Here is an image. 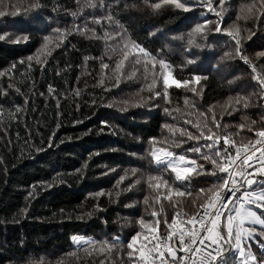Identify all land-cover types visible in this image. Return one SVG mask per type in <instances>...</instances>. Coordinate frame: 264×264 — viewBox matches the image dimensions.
<instances>
[{"label":"trees","instance_id":"trees-1","mask_svg":"<svg viewBox=\"0 0 264 264\" xmlns=\"http://www.w3.org/2000/svg\"><path fill=\"white\" fill-rule=\"evenodd\" d=\"M158 2L161 7L156 9ZM186 6L188 11L163 0H0V10L17 13L0 17V34H6L0 40V264H133L126 244L141 231L139 220L159 219L163 236L164 221L170 223L175 211L167 200L155 203V193L144 183L147 174H155L153 139L155 147H168L189 158L197 154L187 149L204 143L187 141L175 147L174 139L187 138L174 137L164 125L195 131L184 119L195 121L197 110L210 109L230 132L246 124L237 140L255 139L247 126H264V107H257L264 105V97L255 80L257 74L264 75V57L258 55L264 52V8L258 0H224L222 7L219 0H212L215 12L201 0ZM108 16L116 23L110 24ZM96 19L101 24L94 23ZM218 23L239 30L243 53L256 73L239 59L232 38L215 32ZM197 26H203L201 33L194 31ZM57 27L61 33L54 31ZM125 30L122 41L116 33L124 35ZM24 36L26 42H11ZM46 36L52 37L51 56L40 51ZM129 37L157 60L164 59L175 79L192 81L196 74L207 79L169 89L170 103L155 98L162 89L159 64L153 72L152 61L141 57V65L135 66L140 71L131 80L127 67L123 76L114 71ZM104 63L108 69L102 68ZM144 63L149 65L147 79L141 75ZM153 75L157 83L149 88ZM192 87L199 96L190 91ZM138 178L141 183L126 190ZM215 180L201 176L192 186H209ZM253 188L258 190L257 185ZM145 197L149 205L143 204ZM174 199L189 215L202 210L199 199L192 203L195 196ZM160 204L163 211L151 217ZM77 235L95 241L119 237L123 243L101 252L98 246H78ZM142 243L143 237L137 247ZM252 251L261 257L255 241ZM236 255L237 250L226 245L222 259L236 264Z\"/></svg>","mask_w":264,"mask_h":264},{"label":"snow or ice","instance_id":"snow-or-ice-1","mask_svg":"<svg viewBox=\"0 0 264 264\" xmlns=\"http://www.w3.org/2000/svg\"><path fill=\"white\" fill-rule=\"evenodd\" d=\"M194 2L195 0H183V2L182 0H163V3L173 5L175 8L184 11L189 10L186 5ZM201 2L207 3L209 12H215V8L211 6L212 0H201ZM258 3L264 8V0H258ZM223 4L224 0H219V6L222 7ZM93 7L95 6L93 5ZM154 7L159 9L161 3H156ZM252 7H255V5H252ZM249 11H251V7ZM16 14V12L6 13L0 10V17ZM215 14L220 17V12ZM261 14L264 15V13ZM107 20L110 24L116 23L111 16H108ZM94 23L101 24V20L96 19ZM54 31L61 33L62 29L57 27ZM194 31L201 33L203 26H197ZM215 32L231 37L235 42L236 54L239 59L250 65L252 72L256 73V66L252 65L251 60L243 53L239 30H229L226 26L222 28L221 24L218 23L215 26ZM116 35L121 36V40L124 41L126 30L124 35H121L120 32H117ZM105 36H108L107 32H105ZM5 38L6 34H0V40ZM51 40V36H46L40 50L41 52L47 51L49 56L52 54L49 50ZM26 41L27 36H24L11 42L19 44ZM189 43L191 44L192 41L189 40ZM59 46L57 44V47ZM200 46V44L196 45L197 48ZM258 55L264 57V52ZM130 57L132 58L130 59ZM141 57L152 61L151 69L153 72H155L156 65L159 64L160 72L158 75L162 78V89L155 92V98H163L168 103H170L169 89L187 87L191 82L199 84L201 79H207L206 76L199 74L193 75L192 81L175 79L173 72L170 70V65L164 59L157 60L155 55L141 44L132 41L130 37L123 43L121 58L115 63L114 71L123 76L127 67V79L135 78L136 73L140 71L135 66L141 65ZM29 59L32 58L29 57ZM37 62L40 63V61ZM193 62V60L188 61V63ZM102 68L108 69L109 65L104 63ZM148 73L149 65L144 63L141 75L144 79H147ZM255 80L259 85L261 96L264 97V75L257 74ZM118 83L119 81H117V86ZM156 83V76L153 75L149 88L154 87ZM48 89L50 92L54 91L51 85L48 86ZM105 90L109 91L110 89ZM190 91L195 96L200 95L196 87H192ZM241 99V97H237V104L241 102ZM184 102L186 105L189 103L187 97ZM136 106L142 105L137 104ZM192 107L193 109L196 108L195 103L192 104ZM243 107L246 109L249 104L245 101ZM257 107H264V105H257ZM16 111H21V107L17 106ZM163 111L170 116L172 115L167 107ZM177 111L179 110L177 109ZM196 114L197 119L195 121L184 119V123L190 125L195 131L184 127L177 128L170 124L164 125L174 137L178 134L179 137L187 138V140L174 139L172 144L175 147H180L187 141H204L198 146L187 149L188 152L197 154L196 158H189L185 154L177 155L176 152L170 151L168 147L157 148L155 147L156 141L153 139L154 146L150 155L152 157L151 163L155 165V174H147L144 183L151 192L155 193L152 197L155 203H159L163 199L172 205L175 209L174 216L170 223L165 219L166 233L163 236L159 235V219L146 221L141 218L139 220L141 231H137L132 235L126 244V248L130 250L127 252V257L132 259L133 264H226L222 257L227 245L229 248L237 250V264H264V231L257 232V229L252 227L264 226V126L253 128L248 125L247 131L252 132L255 139L249 138L245 142L243 138L236 139V137H239L240 131L246 128L245 123L238 124L236 126L237 131L230 132L226 124L223 127L221 126L216 115L210 109L207 112L197 110ZM231 114V112H228V115ZM181 115L183 116V114ZM173 118L175 119V117ZM242 119L247 121V117H242ZM101 123L106 124L107 122L101 121ZM251 124L255 125L256 121H252ZM261 124L264 125V116L261 117ZM51 146L52 144L49 142V147ZM205 149L206 151H203ZM133 175H135V171ZM205 175L215 177V182L209 186L193 188L192 181ZM166 176L169 178H166ZM125 179L126 174L121 175L117 183H123ZM140 183V178L130 181L126 186V190L130 191ZM253 185H257L259 190H251ZM193 196L196 199H193L192 203L195 205L197 199H199L201 202L198 208L203 209V211L197 210L195 214L189 215L177 207L180 201L174 199V197ZM143 204L149 205L147 197L143 199ZM163 208L164 205L160 204V211L153 209L150 216L157 218ZM226 212L227 215H225ZM149 234L151 239H149ZM257 235L262 239L256 240ZM141 237L146 243H142L137 247ZM249 240H255L261 249L259 259L252 252L251 244L248 243ZM76 243L78 246L82 243L98 246L99 250L103 252L106 248L110 250L123 242L119 237H116L111 241L89 240L76 241ZM28 264H33V262L29 261Z\"/></svg>","mask_w":264,"mask_h":264},{"label":"rangeland","instance_id":"rangeland-1","mask_svg":"<svg viewBox=\"0 0 264 264\" xmlns=\"http://www.w3.org/2000/svg\"><path fill=\"white\" fill-rule=\"evenodd\" d=\"M177 155H179V154H177ZM259 190V189H258ZM253 207H255V206H253ZM225 215H227V212H226V214ZM246 226H248V225H246ZM253 227V226H252ZM255 227V226H254ZM256 227H258V228H263L264 229V226H256ZM255 227V228H256ZM258 228H256V229H258ZM257 232H259V231H257ZM259 235H257L256 236V240H261V239H259V237H258ZM90 238L91 237H88V236H85V235H77V236H75L74 237V240H77V241H81V242H83V241H89L90 240ZM255 240H249L248 241V243L249 244H251V250H252V245H253V242H254ZM253 252V251H252ZM237 261H238V252H237V255H236V264H237Z\"/></svg>","mask_w":264,"mask_h":264},{"label":"built area","instance_id":"built-area-1","mask_svg":"<svg viewBox=\"0 0 264 264\" xmlns=\"http://www.w3.org/2000/svg\"><path fill=\"white\" fill-rule=\"evenodd\" d=\"M263 104H264V100H263ZM249 171H251V170H249ZM251 190H253V189H251ZM230 208H231V205L229 206ZM201 212L203 211V209L202 210H200ZM226 214V213H225Z\"/></svg>","mask_w":264,"mask_h":264}]
</instances>
